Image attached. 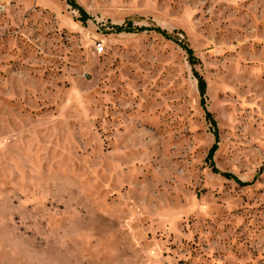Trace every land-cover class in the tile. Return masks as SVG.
Wrapping results in <instances>:
<instances>
[{"label":"rangeland","instance_id":"rangeland-1","mask_svg":"<svg viewBox=\"0 0 264 264\" xmlns=\"http://www.w3.org/2000/svg\"><path fill=\"white\" fill-rule=\"evenodd\" d=\"M74 1L0 0V264H264V0Z\"/></svg>","mask_w":264,"mask_h":264},{"label":"trees","instance_id":"trees-1","mask_svg":"<svg viewBox=\"0 0 264 264\" xmlns=\"http://www.w3.org/2000/svg\"><path fill=\"white\" fill-rule=\"evenodd\" d=\"M67 2H68L69 5L73 6L75 9H77L81 13L83 20H86L88 18L87 13L81 7H79L75 3L74 0H67ZM130 26L131 25L128 24L126 27H115V29L117 31H129V30H131V27ZM156 31L159 32V33H161L166 38H171L170 35H168L164 31H161L160 29H156ZM187 52L191 56V51H189L187 49ZM198 85H199L200 94L203 97L204 94H205V92H206V82H205V80L202 77H198ZM202 103H203V101H202ZM206 116H207V118L211 119V114L208 111H206ZM227 177H231V176L227 175Z\"/></svg>","mask_w":264,"mask_h":264},{"label":"crops","instance_id":"crops-1","mask_svg":"<svg viewBox=\"0 0 264 264\" xmlns=\"http://www.w3.org/2000/svg\"><path fill=\"white\" fill-rule=\"evenodd\" d=\"M44 2V0H42Z\"/></svg>","mask_w":264,"mask_h":264},{"label":"built area","instance_id":"built-area-1","mask_svg":"<svg viewBox=\"0 0 264 264\" xmlns=\"http://www.w3.org/2000/svg\"><path fill=\"white\" fill-rule=\"evenodd\" d=\"M100 48V47H99Z\"/></svg>","mask_w":264,"mask_h":264}]
</instances>
